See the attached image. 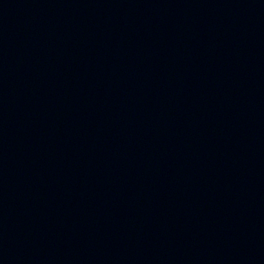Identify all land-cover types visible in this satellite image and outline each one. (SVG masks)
Returning <instances> with one entry per match:
<instances>
[{
    "label": "water",
    "instance_id": "1",
    "mask_svg": "<svg viewBox=\"0 0 264 264\" xmlns=\"http://www.w3.org/2000/svg\"><path fill=\"white\" fill-rule=\"evenodd\" d=\"M0 264H264V0H0Z\"/></svg>",
    "mask_w": 264,
    "mask_h": 264
}]
</instances>
